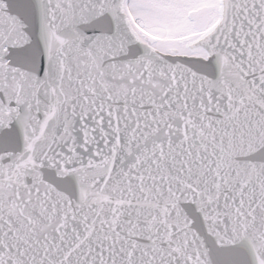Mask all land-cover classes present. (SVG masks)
<instances>
[{"label":"snow or ice","instance_id":"6c2138e0","mask_svg":"<svg viewBox=\"0 0 264 264\" xmlns=\"http://www.w3.org/2000/svg\"><path fill=\"white\" fill-rule=\"evenodd\" d=\"M257 201L264 0H0V264H190Z\"/></svg>","mask_w":264,"mask_h":264},{"label":"water","instance_id":"95a60500","mask_svg":"<svg viewBox=\"0 0 264 264\" xmlns=\"http://www.w3.org/2000/svg\"><path fill=\"white\" fill-rule=\"evenodd\" d=\"M197 231L201 241L197 247H177V255L187 256L190 264H218L210 253L221 248L227 255V264H264V204L259 201L245 208L239 217L232 215L222 222L211 235Z\"/></svg>","mask_w":264,"mask_h":264}]
</instances>
